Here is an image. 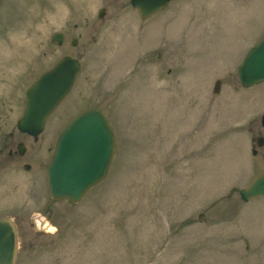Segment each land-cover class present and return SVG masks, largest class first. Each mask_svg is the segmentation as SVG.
Returning <instances> with one entry per match:
<instances>
[{
	"label": "rangeland",
	"instance_id": "rangeland-1",
	"mask_svg": "<svg viewBox=\"0 0 264 264\" xmlns=\"http://www.w3.org/2000/svg\"><path fill=\"white\" fill-rule=\"evenodd\" d=\"M263 34L264 0H171L148 18L130 0H0V41L12 43L0 44V122H16L26 86L71 54L81 70L45 122V161L89 105L116 139L106 176L76 203L51 199L40 170L38 198L16 188L14 208L0 180L14 264H264V196L238 193L264 172V143L251 147L264 81L237 73Z\"/></svg>",
	"mask_w": 264,
	"mask_h": 264
},
{
	"label": "water",
	"instance_id": "water-1",
	"mask_svg": "<svg viewBox=\"0 0 264 264\" xmlns=\"http://www.w3.org/2000/svg\"><path fill=\"white\" fill-rule=\"evenodd\" d=\"M170 0H130L142 17H149L165 8ZM101 7L98 15H104ZM52 40L63 41V33L55 31ZM76 37L72 40L75 44ZM81 68L77 57L62 56L50 69L42 72L25 89V105L17 120L20 130L35 135L54 107L69 92ZM238 75L244 86L264 81V35L239 63ZM264 125V113L261 116ZM264 136H257V144ZM115 151V135L108 116L97 106H89L75 114L58 135L50 162L46 165L49 196L78 202L88 188L103 179ZM255 152V150H254ZM247 201L264 195V172L256 174L250 183L239 188ZM202 214L200 213L199 216ZM18 250L17 226L13 219L0 217V264H13Z\"/></svg>",
	"mask_w": 264,
	"mask_h": 264
},
{
	"label": "flooded vegetation",
	"instance_id": "flooded-vegetation-1",
	"mask_svg": "<svg viewBox=\"0 0 264 264\" xmlns=\"http://www.w3.org/2000/svg\"><path fill=\"white\" fill-rule=\"evenodd\" d=\"M62 33L64 39L65 34L63 31ZM219 85H221V81L218 80L217 86ZM17 131H19V133H17ZM42 131L35 137V135L33 134L21 131L17 126V120L16 122H0V180L2 182L1 191L2 196L6 194L8 201L14 208L18 207V204L13 199L15 195L14 190L16 188L22 186L23 189L25 188L24 193L31 189L32 193H29V195L31 197L33 196L34 199L38 198L41 193L40 187L43 180L37 176H33V173L39 172L40 170H43L44 173L45 166L50 160L49 159L48 161H45V155L46 152H48L51 148V144L49 143L50 141H46L45 144L42 143L40 137ZM44 204L45 203H43V205ZM32 213L33 211H29L28 215L30 216ZM3 215H8L14 220L17 226L18 233V222H16L17 216L7 213L0 216ZM31 216L29 218H32ZM30 225H34L33 220H30Z\"/></svg>",
	"mask_w": 264,
	"mask_h": 264
},
{
	"label": "bare ground",
	"instance_id": "bare-ground-1",
	"mask_svg": "<svg viewBox=\"0 0 264 264\" xmlns=\"http://www.w3.org/2000/svg\"><path fill=\"white\" fill-rule=\"evenodd\" d=\"M20 35H21V34H20ZM21 37H22V36H19L18 38H21ZM10 42H11V41H10ZM15 42H17V41H16V38H15ZM0 44H6V45H7V44H12V43H9V42H6V41H0ZM1 46H2V45H1ZM3 46H4V45H3ZM3 46H2V47H3ZM7 46H8V45H7ZM4 47H5V46H4ZM1 50H2V49H1Z\"/></svg>",
	"mask_w": 264,
	"mask_h": 264
}]
</instances>
